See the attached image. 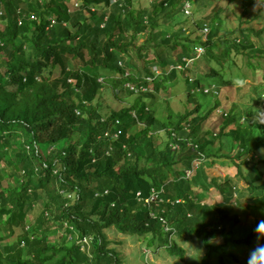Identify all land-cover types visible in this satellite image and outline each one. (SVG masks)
<instances>
[{
  "label": "trees",
  "instance_id": "obj_1",
  "mask_svg": "<svg viewBox=\"0 0 264 264\" xmlns=\"http://www.w3.org/2000/svg\"><path fill=\"white\" fill-rule=\"evenodd\" d=\"M181 1L136 8L133 0H81L75 8L76 0H0V264H121L105 234L112 229L180 260L183 245H200L203 264H256L238 256L254 242L264 254V131L256 135L250 119L239 124L233 107L203 132L219 103L203 92L202 78L217 76L214 65L235 60L232 53L264 54V29L242 27L258 0L241 1L238 28L222 37V21L208 15L214 26L205 40L186 34L185 22L160 38L159 27H173L182 14ZM204 23L193 22L191 33ZM198 46L208 56L202 78L195 61L186 66ZM178 76L192 109L149 111V99L171 97ZM106 81L129 96L127 82L152 91L104 115L98 100ZM213 160L232 163L234 178L206 176L200 163ZM152 190L160 202L145 204ZM240 210L253 216L250 226ZM85 236L88 252L77 243Z\"/></svg>",
  "mask_w": 264,
  "mask_h": 264
},
{
  "label": "rangeland",
  "instance_id": "obj_2",
  "mask_svg": "<svg viewBox=\"0 0 264 264\" xmlns=\"http://www.w3.org/2000/svg\"><path fill=\"white\" fill-rule=\"evenodd\" d=\"M241 1L242 0H190L192 4V15L184 16L179 14L176 17V20L174 19L176 22L174 23L173 27L170 25L160 26V38H162V36L165 34H168L171 30L179 29L181 26H183V22H185V26L187 28L186 34L190 32L189 34H191L192 37L200 36L203 38V40H205L200 31H198L196 34L191 33V31L195 28L194 24L200 21L207 23L212 28L214 25L209 22L211 19L208 15L216 16L215 21L217 22H219V20L222 21L223 27L217 36L222 37L224 34L223 31L227 29L236 30L238 28V18L242 13ZM133 4L136 8H145L151 4V0H133ZM252 11V20L250 21L246 19L248 20V23L242 27H253L255 30H263L264 0H258L252 8ZM263 37L264 36L262 34V40L259 42V44L264 46ZM248 54L249 53L247 50L242 51L240 54L232 53L231 56H236L235 60L231 61L230 63L225 62L222 66L217 64L216 66L214 65V69L218 73L215 77L202 78L204 72L201 73L200 67L206 65L208 59L207 55H204L199 60L194 62L193 67L195 69V73L193 74H195L197 78H202L203 84L205 86H210L213 84L217 87H220L221 90L220 95L216 98V101L219 103L218 108L203 124L204 133L207 130L213 129V127L219 123L221 114L227 113L233 107L237 113L239 124L244 125L247 123V120L250 119L255 122L256 135H259L260 132L264 131V54L256 55L250 58L247 56ZM249 63L253 66H250ZM231 64L232 66H230ZM225 66L226 68H224ZM192 69L193 68H191V70ZM4 70L5 68L0 67V72H4ZM85 70L89 73L94 72L89 68H86ZM57 72L58 71H55L54 74L57 75ZM221 79H223V81ZM102 80L103 77H100L99 81L102 82ZM175 83L176 84L170 89V92H173V94L170 93L171 97H168L167 101L164 99L166 96L164 92H160L159 94V98L161 99H149V111L154 112L155 114L159 113L162 117L161 113L169 112L168 110H172L174 113H181L187 109H192L193 106L189 105L186 99L183 78L178 76V79ZM110 86L111 84L109 82L106 81L104 83L101 97L98 100L99 108L104 115L109 114L111 111H117L121 108H124V106L129 105L136 98L135 94L129 96L127 92L121 88L111 91ZM204 102L211 103V100L206 98ZM260 102H262L261 105ZM217 110H219V112ZM249 110H251V116L247 117L246 114L249 112ZM140 127L141 125L133 127L131 128V131H136V129H139ZM215 132H218V129H216ZM234 150L235 149L232 151L234 152ZM260 157L264 159V151L260 152ZM200 164H204L206 176L222 178L228 176L234 178L233 176L236 173L234 165L229 161L222 163L218 160H213L211 165H208L209 163L207 162H201ZM198 167L199 163L197 165V168ZM238 187L239 190L245 188L244 182L240 180L238 182ZM209 191L211 192L209 195L214 196L215 191L213 188H210ZM215 198L218 197L215 195L214 199ZM244 202L246 201L244 198H242L241 203L243 204ZM44 203L45 199L41 197L33 212L29 214L31 224H33L34 219H36L39 213L43 210ZM241 206H235L233 204L231 208L243 209V206ZM240 212L242 216L241 224L244 226H250L251 222H253V216L251 214L245 213V211L243 212L240 210ZM63 233L67 236L68 240L76 238V236L68 235L62 230L59 231L60 235ZM105 234L110 241V246L118 252L119 257L121 258V264H203L200 258H202L204 250L200 245L197 244L193 245L192 247L189 245L185 247V245H183L185 248V254L184 259L180 260L179 258H175L173 255H168L161 250L156 252L155 248L147 247L145 245L147 238L135 235L119 234L114 229L105 230ZM51 240L54 241L55 239L51 238ZM258 248V244L254 242L250 247L246 246L240 250L238 252V256L242 259L245 258L246 260L249 256V259L252 262H255L256 264H264V254L258 250ZM212 259L208 260L207 264H215L214 260L216 259Z\"/></svg>",
  "mask_w": 264,
  "mask_h": 264
},
{
  "label": "built area",
  "instance_id": "obj_3",
  "mask_svg": "<svg viewBox=\"0 0 264 264\" xmlns=\"http://www.w3.org/2000/svg\"><path fill=\"white\" fill-rule=\"evenodd\" d=\"M124 0H110V4H117V3H123ZM78 5V4H76ZM182 11L184 12L185 15H190L191 13V10H190V3L188 1H186L184 3V5L182 6ZM203 33H204V36H206L209 32V27L207 25H204L203 27ZM204 52V48L202 46H198L195 51H194V55H193V58H190L189 60H187V63H186V66H189L190 64H192L196 59H198ZM119 64L121 65V62H119ZM177 70L181 69V66H178L176 67ZM147 81H150V77H147L146 78ZM192 80V79H190ZM126 87H128L130 89L131 92L133 93H144V92H147L148 89L146 86L144 85H137L135 83L131 84L130 82H127L125 84ZM209 91L208 88H205L204 89V92H207ZM173 148H175V146H173ZM197 165L194 164V167L196 168ZM190 175V171L187 172V175ZM188 175V176H189ZM138 196H139V193H138ZM139 200H141V198L139 197ZM153 202H160V199H158L157 197V194L152 190V194L151 196L148 198V199H145L144 200V203L145 204H150V203H153ZM162 222H163V225H164V231H169V226L166 222V220L164 218H161L160 219ZM70 229H72L71 227H69ZM77 243H79L81 245V248L83 250H85L86 252L89 251V247H90V238L85 236V237H81V238H77Z\"/></svg>",
  "mask_w": 264,
  "mask_h": 264
},
{
  "label": "clouds",
  "instance_id": "obj_4",
  "mask_svg": "<svg viewBox=\"0 0 264 264\" xmlns=\"http://www.w3.org/2000/svg\"><path fill=\"white\" fill-rule=\"evenodd\" d=\"M110 1V0H109ZM186 1H188L189 3H190V10L192 9V4H191V2H190V0H183V1H181V11H182V6L184 5V3L186 2ZM76 4H78V5H76ZM81 0H76V2L74 3V7L75 8H79L80 6H81ZM110 5H114V4H110ZM90 9L92 10V11H94L95 10V8L94 7H90ZM182 14L184 15V16H191L192 15V10H191V13H190V15H185L184 14V12L182 11ZM204 25H207L208 27H209V32H210V30H211V26H209L207 23H204L203 24V26H202V28H201V30H200V33H201V35L202 36H204V33H203V27H204ZM209 32H208V34H209ZM208 34L206 35V36H204V38L206 39V37L208 36ZM202 56V55H201ZM201 56L198 58V59H200L201 58ZM198 59H196V60H198ZM195 60V61H196ZM193 64V63H192ZM192 64H190L188 67L191 69L192 68ZM120 65V64H119ZM123 64H122V62H121V65L120 66H122ZM188 77V80L190 81V82H193L194 80H195V77L194 76H192V75H188L187 76ZM190 79H192V80H190ZM103 81V80H102ZM135 84H137V83H135ZM205 88H208L209 89V91H207V92H205V93H208V92H210V93H214L217 97L220 95V87H217V86H215V85H212V86H205ZM204 88V89H205ZM147 89H148V91H152L151 90V88H149V87H147ZM204 89H203V92H204ZM147 91V92H148ZM194 90H192V92H193ZM134 94H136V93H134ZM137 94H140V93H137ZM264 101V100H263ZM262 101V102H263ZM262 102H260V105L262 104ZM218 112H219V110H217ZM199 163V162H198ZM195 165H198L197 163H195ZM195 169H197V166H196V168Z\"/></svg>",
  "mask_w": 264,
  "mask_h": 264
}]
</instances>
